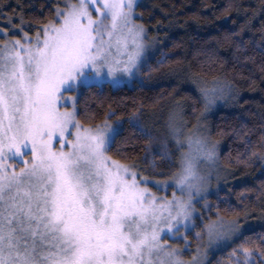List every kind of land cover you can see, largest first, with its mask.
<instances>
[{
	"label": "snow or ice",
	"instance_id": "obj_1",
	"mask_svg": "<svg viewBox=\"0 0 264 264\" xmlns=\"http://www.w3.org/2000/svg\"><path fill=\"white\" fill-rule=\"evenodd\" d=\"M147 7L0 0V264H264V227L249 223L264 221V123L233 130L241 140L234 162L260 170L241 192L229 186L236 172L221 164L206 123L220 101L239 95L227 70L216 75L224 64L245 69L259 55L264 73V0L251 12L223 8L227 18L235 8L238 30L221 26L195 70L182 69L191 103L174 100L162 129L149 126L143 104L129 110L109 96L101 111L105 93L175 72H162L179 55L168 50L173 21L150 28L139 11ZM257 24L259 45L244 39ZM132 139L143 143L140 162L117 147Z\"/></svg>",
	"mask_w": 264,
	"mask_h": 264
},
{
	"label": "trees",
	"instance_id": "obj_2",
	"mask_svg": "<svg viewBox=\"0 0 264 264\" xmlns=\"http://www.w3.org/2000/svg\"><path fill=\"white\" fill-rule=\"evenodd\" d=\"M8 2L12 3L13 6L15 5V0H8ZM29 2L38 7L43 0H29ZM230 3L243 5L244 9L251 12L258 10L262 0H148L146 3L148 7L139 11H144V22L150 28L156 25L158 21H163L165 25L169 23V20L173 21V27L167 31L168 37L171 38L167 41L168 50L173 54L179 53V55L175 56L173 61L162 70L163 73H170L175 70L174 74H183L186 78L187 73H184L182 69L191 63L193 70H195V66L199 61L198 50L206 47L211 42L210 38L220 32L221 26L237 29V25H233L231 22L232 19L237 17L235 8L231 18H227L223 12V8ZM173 5L175 7H172ZM34 11L32 8L26 9V17L31 18ZM150 13L155 17L154 19H149ZM171 13H175V16L169 15L168 19H165V15ZM177 20L183 27L175 23ZM242 22V20L238 21V23ZM152 34L156 35L155 32ZM159 35L161 39H166L164 30H161ZM250 38H254L257 45H259L260 32L258 24L252 32L245 34V40ZM174 45L178 46L174 47ZM220 50L226 60L232 58L230 45L224 44ZM259 62L260 56L257 55L255 63L248 61L247 68L240 69L237 66L236 71H233L229 64H224L216 75H220L227 70V77L235 80L239 95L234 100L226 102L224 106L212 109L207 114L206 123L213 129V138L220 141L221 164L225 168L236 172L235 177H229V186L233 187L234 192L243 191L245 186H251L247 182L260 176L259 165L245 166L234 162L241 140L235 136L233 131L234 129L239 130L244 125L258 130L261 123H264V83H262L264 73L260 72ZM240 63H243V61ZM241 72L243 75L240 74ZM158 77L160 78L157 79ZM208 79L210 80L211 76ZM251 81H254V83ZM147 83L149 87L144 89L124 90L119 94L105 93V108L101 111H106L107 104L112 102L107 98L109 96L115 99L117 103L123 101V103L128 104L130 106L129 110H131L133 103L136 106L143 104V111L146 113V122L149 126H152L154 122H159L157 127L162 129L167 120V112L171 110L170 106L172 108L174 100L180 99L182 102L191 103L190 81L187 79L178 82L170 75L162 76V73L157 72L153 74V79L147 81ZM86 98H88L90 104L95 105L96 100L92 94H88ZM199 110L202 111V105ZM100 118L102 119L103 116L101 115ZM185 119L190 120L193 124L196 123L194 116L187 108H185ZM117 147L121 149L122 153L131 154L133 158L137 159V162H140L145 155L142 141L138 142L132 139ZM112 154L116 155V149H113ZM116 158L122 157L117 156ZM232 199L235 201V195ZM254 228L257 231L262 230V228Z\"/></svg>",
	"mask_w": 264,
	"mask_h": 264
},
{
	"label": "rangeland",
	"instance_id": "obj_3",
	"mask_svg": "<svg viewBox=\"0 0 264 264\" xmlns=\"http://www.w3.org/2000/svg\"><path fill=\"white\" fill-rule=\"evenodd\" d=\"M143 2L146 4V3L148 2V0H143ZM170 77L173 78V79H175V80L178 81V82H183V81L186 79L185 76H183V74H178V73H176V74H172V75H170ZM225 104H226V102H224V101H220V102L218 103V105L215 106V107L213 108V110L216 109V108L222 107V106H224ZM172 107H173V106H172ZM170 109H171V106H170ZM170 109H169V110H170ZM169 110H168V111H169ZM167 113H168V112H167ZM249 223H250V225H251L252 227H258V228H262V227H264V221H261V220H259V219H257V218H252V219H250Z\"/></svg>",
	"mask_w": 264,
	"mask_h": 264
}]
</instances>
